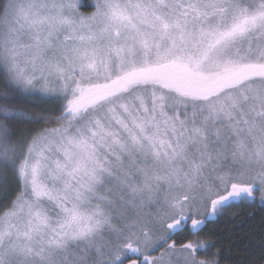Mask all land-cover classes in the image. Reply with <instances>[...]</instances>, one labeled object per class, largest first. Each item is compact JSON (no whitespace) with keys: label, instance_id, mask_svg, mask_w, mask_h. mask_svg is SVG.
<instances>
[{"label":"snow or ice","instance_id":"1","mask_svg":"<svg viewBox=\"0 0 264 264\" xmlns=\"http://www.w3.org/2000/svg\"><path fill=\"white\" fill-rule=\"evenodd\" d=\"M0 264H264V0H0Z\"/></svg>","mask_w":264,"mask_h":264},{"label":"trees","instance_id":"2","mask_svg":"<svg viewBox=\"0 0 264 264\" xmlns=\"http://www.w3.org/2000/svg\"><path fill=\"white\" fill-rule=\"evenodd\" d=\"M40 107H46L43 102L35 101ZM240 213L239 218H233L231 214L228 219L221 220L219 223L213 226V230L216 231L219 237L224 241L223 247L228 249L230 246H242L243 243H247L243 240L245 233L252 224L256 223L255 220L248 219L251 209H237ZM234 221V222H233ZM251 235V233H249ZM241 237V239H236L235 237Z\"/></svg>","mask_w":264,"mask_h":264}]
</instances>
